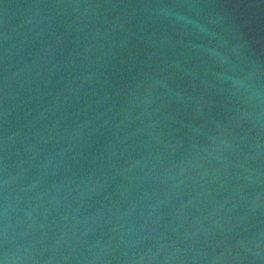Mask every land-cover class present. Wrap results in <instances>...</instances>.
Here are the masks:
<instances>
[{"label":"water","instance_id":"1","mask_svg":"<svg viewBox=\"0 0 264 264\" xmlns=\"http://www.w3.org/2000/svg\"><path fill=\"white\" fill-rule=\"evenodd\" d=\"M0 264H264V0H0Z\"/></svg>","mask_w":264,"mask_h":264}]
</instances>
